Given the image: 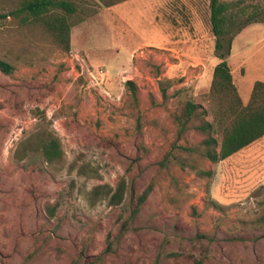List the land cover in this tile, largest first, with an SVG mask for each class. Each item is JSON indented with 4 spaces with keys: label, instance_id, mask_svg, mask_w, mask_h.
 <instances>
[{
    "label": "rangeland",
    "instance_id": "1",
    "mask_svg": "<svg viewBox=\"0 0 264 264\" xmlns=\"http://www.w3.org/2000/svg\"><path fill=\"white\" fill-rule=\"evenodd\" d=\"M71 1L68 52L38 27L0 21V59L14 67L0 71V264H264V135L212 163L202 134L177 136L171 118L185 100L208 107L219 62L210 0ZM223 1L241 24L222 41L246 103L264 81V0ZM10 8L0 0V13ZM43 124L63 161L35 150L18 159L19 142Z\"/></svg>",
    "mask_w": 264,
    "mask_h": 264
},
{
    "label": "trees",
    "instance_id": "2",
    "mask_svg": "<svg viewBox=\"0 0 264 264\" xmlns=\"http://www.w3.org/2000/svg\"><path fill=\"white\" fill-rule=\"evenodd\" d=\"M6 1L12 2V8L0 13V21L9 15L13 16L22 25L41 29L64 52L70 50L72 24L69 18L77 11V6L71 0ZM119 1L122 0H104L103 3L108 6ZM209 10L211 31L215 36L214 48L219 62L213 66L210 86L204 95L208 107L185 100L177 111L171 113V118L177 128V136L186 133L190 128L202 134L199 141L200 153L207 161L214 163L229 157L264 135V81L253 82L249 99L244 103L233 82L226 58L228 54L223 51L222 41L224 36L233 32L237 15L229 11L228 3L223 0H210ZM237 25L239 27L241 24ZM231 41L232 37L227 41L228 48L231 46ZM0 71L11 74L14 67L11 63L0 59ZM124 84L128 90V104L137 106L139 101L137 85L131 79L125 80ZM209 115L211 119H208ZM29 150L39 151L49 164L60 163L64 159L60 137L44 124L19 142L15 156L21 159ZM198 173L210 176L211 170H199ZM150 189L151 185H148L138 195L133 212L139 209ZM125 191L126 183L122 176L115 187L110 189L108 202L112 205L120 203ZM46 208L48 215L53 216L56 203L48 204ZM261 220L264 222V214ZM194 264H202L201 259H195Z\"/></svg>",
    "mask_w": 264,
    "mask_h": 264
}]
</instances>
